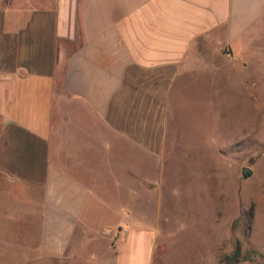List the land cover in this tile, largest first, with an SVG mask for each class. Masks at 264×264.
<instances>
[{
  "label": "crops",
  "instance_id": "0c3cea01",
  "mask_svg": "<svg viewBox=\"0 0 264 264\" xmlns=\"http://www.w3.org/2000/svg\"><path fill=\"white\" fill-rule=\"evenodd\" d=\"M260 41L264 0H0V264H163L177 109Z\"/></svg>",
  "mask_w": 264,
  "mask_h": 264
},
{
  "label": "rangeland",
  "instance_id": "374dc122",
  "mask_svg": "<svg viewBox=\"0 0 264 264\" xmlns=\"http://www.w3.org/2000/svg\"><path fill=\"white\" fill-rule=\"evenodd\" d=\"M251 45L230 55L251 68L216 72L212 91L199 86L177 109L163 176V264H264V42ZM22 188L0 172L1 196ZM106 205L99 215L111 221Z\"/></svg>",
  "mask_w": 264,
  "mask_h": 264
},
{
  "label": "water",
  "instance_id": "95a60500",
  "mask_svg": "<svg viewBox=\"0 0 264 264\" xmlns=\"http://www.w3.org/2000/svg\"><path fill=\"white\" fill-rule=\"evenodd\" d=\"M251 173H252L251 168H249V167H245V168L243 169V175H244V177H248Z\"/></svg>",
  "mask_w": 264,
  "mask_h": 264
}]
</instances>
